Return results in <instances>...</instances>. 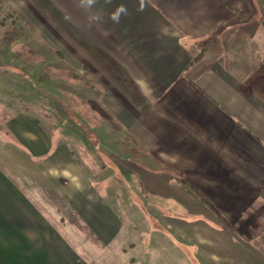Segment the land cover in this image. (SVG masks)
I'll return each mask as SVG.
<instances>
[{
  "label": "crops",
  "instance_id": "1",
  "mask_svg": "<svg viewBox=\"0 0 264 264\" xmlns=\"http://www.w3.org/2000/svg\"><path fill=\"white\" fill-rule=\"evenodd\" d=\"M120 4L128 14L115 24ZM67 92L96 107L98 138L126 143L129 174L198 257L264 264V0H97L89 11L78 0H0V116L17 140L0 158H19L37 179L39 169L57 190L40 201L18 183L25 170L0 166V264H99L93 251L111 247L116 264L126 251L119 218L90 205L66 148L72 126L40 104ZM20 100L54 117L49 138ZM56 199L90 242L56 218Z\"/></svg>",
  "mask_w": 264,
  "mask_h": 264
},
{
  "label": "rangeland",
  "instance_id": "2",
  "mask_svg": "<svg viewBox=\"0 0 264 264\" xmlns=\"http://www.w3.org/2000/svg\"><path fill=\"white\" fill-rule=\"evenodd\" d=\"M41 94L47 97L46 93L41 92ZM51 99L53 100L41 99L40 104L52 107L56 105L57 115L54 123L67 121L72 126L70 137L67 139L69 147L66 148L69 156L86 174L87 185L92 192L88 194V197L94 200V203L90 205L97 204L99 207H104L105 211H107L106 207H109L122 224L116 242L121 246L127 245L125 246L126 251L116 258V264H125L128 259L131 264H208L211 260L208 254L201 253L198 257L196 254L202 251L197 250L196 252L188 235L186 233L180 235V232L165 218L166 215H171V211L161 212L159 201L143 195L137 179L129 174L133 168L130 167L128 161H133L135 158H128L127 147L123 145L126 143L114 147L111 132H104L103 139H101L96 136V131L91 129L97 119L103 120L102 116L95 113L96 107L87 105L86 100L79 99L71 92H67V99L55 97ZM20 103H22L20 106H25L26 111L31 113L35 122L42 124L44 134L49 138L48 121L54 117L48 113L44 114L41 110L38 112L32 100H20ZM58 103L67 108V119ZM1 117L0 149L1 147H12L11 143L16 140L7 131L4 124L5 119L3 121ZM107 117L108 119L104 122L110 127L111 116ZM77 124H83L84 129L77 127ZM29 161L37 163L33 160ZM25 165L19 158H0V166L5 168L4 173L8 170L9 173L16 175V171L19 174L25 170V179L18 180V183L20 187L39 190L40 201L45 194L50 197L56 194L57 190L53 181H46V186L43 181L47 177L36 169L39 178H35L26 172ZM140 165L143 163L141 162ZM59 182L62 183L60 180ZM44 190H46L45 194ZM56 208L57 219L66 218L67 221H76L77 226H73V229L79 233L82 231L89 238V242L93 239L89 228L81 222L79 216L68 205L66 209L56 199ZM110 251L103 255V252L94 250L93 254L99 264H110V260L115 257L114 247H111Z\"/></svg>",
  "mask_w": 264,
  "mask_h": 264
},
{
  "label": "clouds",
  "instance_id": "3",
  "mask_svg": "<svg viewBox=\"0 0 264 264\" xmlns=\"http://www.w3.org/2000/svg\"><path fill=\"white\" fill-rule=\"evenodd\" d=\"M97 3V0H78V6L84 9L85 11L91 10ZM105 4H111L112 0H104ZM143 10V6L140 9ZM128 14V9L124 4L118 5L115 10L110 14V19L113 23L119 24L121 21L122 16H126ZM99 16H92L90 17V21H100Z\"/></svg>",
  "mask_w": 264,
  "mask_h": 264
}]
</instances>
